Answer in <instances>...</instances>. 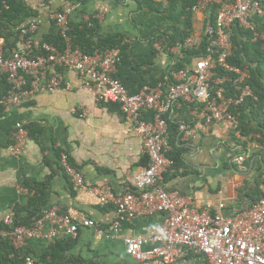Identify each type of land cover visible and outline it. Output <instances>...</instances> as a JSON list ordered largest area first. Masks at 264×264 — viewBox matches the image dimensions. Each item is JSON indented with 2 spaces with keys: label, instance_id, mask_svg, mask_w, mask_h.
I'll list each match as a JSON object with an SVG mask.
<instances>
[{
  "label": "built area",
  "instance_id": "2783aa9c",
  "mask_svg": "<svg viewBox=\"0 0 264 264\" xmlns=\"http://www.w3.org/2000/svg\"><path fill=\"white\" fill-rule=\"evenodd\" d=\"M214 4L220 5L216 26L207 22L204 27V34L209 37L207 53L185 59L183 50L192 49L198 43V37L192 33L183 45L171 49L175 53L173 62L164 69L162 79L154 86L145 85L135 94L115 76L121 59L120 48L90 55L73 46L68 29L79 8L77 3L67 2L52 15L66 41L63 50L47 42L39 46L34 41L36 23L19 32L14 47L8 48L6 39L0 37V75H6L12 85L7 95L0 96V113L28 102L37 94L71 89L73 84L64 74L71 71L78 74L81 88L93 92L98 101L119 103L131 123L130 130L141 138L148 162L136 176L133 190L123 194L87 185L82 171L70 164L67 154L61 155L65 172L79 188L94 192L102 203L115 205L118 219L104 232L107 237H118L122 220L153 213L164 215L163 222L147 235L123 238L129 255L138 262L159 259L164 264H195L188 259L191 254L203 258V264H264V196L241 210L226 212V203L221 200L200 208L192 197L169 189L164 183L165 173L174 165L168 156L172 148L168 118L176 110L185 105L193 114V122L179 121V133L185 138L194 135L199 121L205 128L224 124L239 133V120L232 108L249 98L257 100L249 83L248 65L231 62L232 26L238 24L250 30L253 41L264 40V26L254 21L255 17H264L262 4L260 0H199L194 8L203 11L206 18L209 7ZM155 47L162 53L159 44ZM181 59L185 66L171 69ZM148 112L153 113L150 119L146 118ZM13 138L9 151L19 157L29 138L21 122L15 124ZM256 147L264 150L261 145ZM243 160L244 156L239 154L231 158L238 164ZM18 191L26 196L34 193L24 185ZM0 219L11 226L0 229V238H9L15 248L27 247L33 240H44L49 246L57 240L74 239L80 228L69 214L56 208L46 209L30 226H13L11 211L0 210ZM84 225L92 226L94 222L86 220ZM148 244L153 246L147 247ZM25 264L36 262L27 256Z\"/></svg>",
  "mask_w": 264,
  "mask_h": 264
},
{
  "label": "crops",
  "instance_id": "0c3cea01",
  "mask_svg": "<svg viewBox=\"0 0 264 264\" xmlns=\"http://www.w3.org/2000/svg\"><path fill=\"white\" fill-rule=\"evenodd\" d=\"M23 1L37 12L33 21L37 24L39 36L50 30L53 13L65 3L73 2L79 4L73 18L89 20L92 15L99 20L101 33L126 35L125 41L134 56H141L148 48L146 41L138 40L142 22L134 20L139 6L136 0ZM195 14L193 33L199 42L205 13L197 10ZM174 55L172 52L160 53L158 66L163 70L169 67ZM64 74L73 84L71 89L37 94L29 104L25 102L0 113V210L12 212L27 203V196L18 191L20 185L48 183L49 207L69 214L80 224L71 255L88 264H164L159 259L136 261L129 255L123 239L147 235L163 222V214L122 220L118 237H107L104 232L110 230L118 219L115 205L102 203L94 192L79 188L61 168L57 149L69 154L74 166L82 171L87 185L123 194L133 190L136 176L145 167L141 138L130 130L131 123L125 115L109 109L103 105L108 103L98 101L93 92L81 88L78 74L71 71ZM181 109L188 110L185 111L188 118ZM181 109L176 110L172 117L193 122L190 110L185 105ZM17 122H35L47 128L44 144L28 138L19 157L9 151L14 143ZM195 127L192 137L185 138L179 133L177 140L184 148L182 172L186 173L165 181V186L192 197L200 208L220 200L226 203V212L249 206L254 200L248 192L253 194L251 190L257 179L264 180V161L257 152L260 149L256 147L258 143L252 136H243L227 129L224 124L205 128L199 121ZM238 154L244 156L240 164L231 161ZM261 187L264 192V184ZM86 220H93L94 225H84ZM47 246L44 240H33L28 247L38 254ZM150 246L153 244L147 247ZM188 259L195 264H203L200 256L191 255Z\"/></svg>",
  "mask_w": 264,
  "mask_h": 264
},
{
  "label": "trees",
  "instance_id": "16d2710c",
  "mask_svg": "<svg viewBox=\"0 0 264 264\" xmlns=\"http://www.w3.org/2000/svg\"><path fill=\"white\" fill-rule=\"evenodd\" d=\"M50 0H46L48 2ZM77 1V0H74ZM139 3L135 21H141L139 27L138 40L146 41L147 50L141 56H134L130 51V45L126 43V35L101 33L99 20L91 15L89 20L82 18H73L68 29V35L71 37L72 44L75 48H79L84 53L95 55L111 48H120L121 59L117 65L118 71L116 77L119 78L132 94L138 93L145 85H156L162 79L165 70L161 69L157 63L159 50L155 44L158 43L164 53H169L175 46L183 45L186 38L195 31V6L199 0H136ZM264 9V0H260ZM82 3H84L82 1ZM7 5V6H6ZM219 4L211 5L207 11V16L203 22V27L207 22L216 26V13ZM77 12V10H76ZM75 12V13H76ZM36 11L28 6L23 0H7L4 3L0 0V37H4L7 47L11 48L16 44L19 32L34 23L33 17ZM74 13V14H75ZM73 14V15H74ZM76 18L78 20H76ZM260 26H264V17L254 18ZM90 23L92 25H90ZM234 52L231 62L236 65L247 64L250 69L249 83L257 96V100L249 98L245 103L232 108V112L239 120V131L243 136H252L254 140L264 147V40L253 41L252 32L238 24L232 26ZM201 32V38L196 46L192 49L183 50L187 60L192 57H200L207 53L208 40ZM34 41L39 44L44 42L54 44L60 50L65 49L66 41L62 36L60 29L55 21L52 20L50 30L39 36L34 35ZM185 62L181 59L176 61L171 69H180L185 66ZM28 81L31 78L28 77ZM12 85L7 80L6 75H0V96H5L11 90ZM29 104V101L26 102ZM114 111H121L120 104L112 102L103 104ZM2 109V108H0ZM184 116L187 109H181ZM153 117L152 112H148L147 119ZM168 138L171 150L168 152L174 160L173 167L165 173L164 181L171 180L186 172L182 160V152L184 148L180 147L179 137V120L169 117ZM28 132L29 138L43 145L46 129L43 125L35 122L23 124ZM259 156L264 161V150L257 149ZM66 153L64 150L57 149L59 159L61 154ZM69 162L74 166L73 161L69 158ZM148 157L145 155L142 163L147 165ZM75 167V166H74ZM61 168L65 172L61 165ZM78 169V168H77ZM264 174V171L262 172ZM53 176V175H52ZM49 182V181H48ZM263 181L256 180L255 186L249 194L253 198V202L264 196L262 190ZM47 185L42 183H25V186L34 191L33 194L27 196V203L24 206L14 208L12 214L14 216L13 226H30L36 219L40 218L44 211L49 207V192ZM241 198V197H239ZM11 226L0 219V229H8ZM74 239L65 238L57 240L50 244L42 252L35 254L30 247L15 248L13 242L9 238H0V264H25L26 257H33L36 264H65V263H85L79 257L71 255V248ZM191 254L188 255V258Z\"/></svg>",
  "mask_w": 264,
  "mask_h": 264
},
{
  "label": "clouds",
  "instance_id": "9594fccd",
  "mask_svg": "<svg viewBox=\"0 0 264 264\" xmlns=\"http://www.w3.org/2000/svg\"><path fill=\"white\" fill-rule=\"evenodd\" d=\"M156 44H158V43H156ZM157 50H158V49H157ZM162 52H163V48H162ZM159 53H160V52H159ZM169 53H171V50H170V52H169ZM164 182H165V181H164ZM131 191H132V190H131ZM252 203H253V202H252ZM252 203H251V204H252ZM251 204H250V205H251ZM115 210H116V209H115Z\"/></svg>",
  "mask_w": 264,
  "mask_h": 264
}]
</instances>
